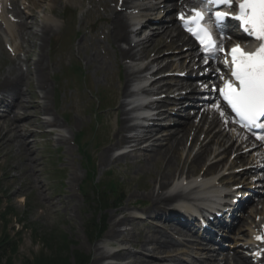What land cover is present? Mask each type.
I'll list each match as a JSON object with an SVG mask.
<instances>
[{"label":"rangeland","instance_id":"obj_1","mask_svg":"<svg viewBox=\"0 0 264 264\" xmlns=\"http://www.w3.org/2000/svg\"><path fill=\"white\" fill-rule=\"evenodd\" d=\"M61 6L59 5V8ZM92 19L96 23L97 31H99L104 26V23L96 22L95 15ZM62 34V30L59 27V32H57L53 40L46 43L44 56V63L49 66L46 73H48L47 83L51 88L49 99L50 116L58 122L60 128L55 129L52 136L37 133V131L45 133L46 127L40 130L35 129L36 132L32 134L33 138L28 137L27 139L29 143L33 141L29 149L30 156L28 157L18 156V147L14 140L12 143H6L4 147L0 148V212H6L5 227L3 222H0V241H2L4 235H7L12 241L16 242L15 250L10 252L14 264H25L27 260L33 261L34 257L39 258L41 250L45 252V256L54 258L55 261L57 259L55 257L56 254L58 257L65 256L71 264L74 262V254L81 251L89 257L87 264H93V250L95 247H104L107 251L104 238L107 233L109 218L113 217V215H116L117 219L121 218L118 215L119 213L113 214L114 210L132 215L139 207H143L135 206L136 203H145L147 205L148 203L144 200L143 195L153 185L155 174L159 171L167 173V170H163L159 163L157 165H151L150 163L138 165V163H134V167L130 169L126 167V163L123 161L112 165L110 168L115 171L116 180L122 187V203L117 207L110 204L109 209L96 214V222L100 223V225L102 224L105 229L101 239L104 242H91L85 231L86 222L93 218V212L91 214L90 209L91 205L86 204L80 192L72 194L68 185L72 169L78 172L77 176L78 180L80 178V182L85 178V172L80 165L78 151L73 144V137H76L81 131L84 132V140L89 147V152L95 149L96 139L92 140V134L90 133L95 123V117L97 115V121L105 120L107 123L111 120L110 112L112 111L107 109L100 112L98 101L104 97L100 107H105V105L107 107L108 100L115 98L114 89L123 85L125 73L123 68L118 66L119 57L116 53H113L114 49L103 38L106 34L101 35L98 33L100 35L99 40L103 44L100 49L106 50L105 56L107 57V59H104L103 70H97L93 65L86 67L84 58L92 53V49L87 48V53H80L79 58L76 60L85 74L84 85L79 89L72 90L65 81L61 80L59 84H56V76L73 61L68 53L69 50L60 52L64 50L62 48L64 43ZM2 70L3 68L0 66V71ZM111 121L115 123L118 118L115 117V121ZM21 127V130L24 128L25 130L28 129V132L31 130V127L26 125V121H23ZM21 133V135H24L23 132ZM60 136L65 137V142L58 144L56 141ZM67 139L69 140L68 143ZM93 158L96 162L97 174L95 183L97 185L106 182V180L105 177L101 179L102 169L98 167V155L94 153ZM26 161L29 165H32L31 170L36 171V174L31 177L29 175L23 176L24 173L30 171L29 167H19L20 164L23 165V162ZM56 171L58 173L57 177H61L60 180L56 179ZM185 171L187 172V164L177 172L175 169L173 171L175 176L171 179V182ZM39 176L44 178L49 184L51 183L52 187L48 193L49 197H53V201L50 204H46L47 198L41 199L30 184L34 179L37 180ZM91 185L93 186V184ZM29 187L32 189H29ZM59 196L61 199H59ZM66 197H70V200L64 202ZM109 199L113 200L112 196H109ZM262 199H264V196H262ZM51 204L54 205L51 206ZM126 227L129 232L134 231L136 235L141 231V224L138 222L133 225L128 224ZM49 231L53 233L56 239L59 238L53 242H64V238L59 237L64 234L67 236L66 240H70L71 244L64 247L60 252H57V248L49 251V249L43 247L40 241V236ZM8 251V249L5 251V256Z\"/></svg>","mask_w":264,"mask_h":264},{"label":"bare ground","instance_id":"obj_2","mask_svg":"<svg viewBox=\"0 0 264 264\" xmlns=\"http://www.w3.org/2000/svg\"><path fill=\"white\" fill-rule=\"evenodd\" d=\"M129 0H123L121 7H126L128 5ZM166 0L157 3L156 7L152 10L159 11L162 9V6H164V2ZM187 0H184V2ZM177 4V3H176ZM177 6V5H176ZM15 8L17 9L16 5ZM171 8H174V5L171 6ZM131 9V8H129ZM108 13H110L111 16V25L112 28L110 29V38L112 41V46H115L116 49L119 51V55L121 59L129 60L132 63L139 62L144 57H146L147 54H153L158 55L156 58H152L150 62L146 65L145 69H148L151 67V65L164 61L167 59V63L165 64V67L172 66L173 62L168 61V58H163L160 56V53L162 52V48L165 46L168 47H175V50H180L179 46L180 43H183L184 38H181L182 33H180L177 24L170 23L169 25L162 23V18H159L158 26H156L154 29L155 32H152L145 40H140L138 42H134V40H131L130 36L126 33V27L125 26V19L123 14L117 13L116 11L110 10L107 8ZM151 10V11H152ZM18 14V12H16ZM21 13V12H19ZM26 19V17H25ZM31 19L36 20L35 16H32ZM136 19V17L134 18ZM13 25L10 26L9 22L6 23V30L9 35L13 37L15 40L18 38V35L14 32L12 29ZM52 26L46 23V25L39 26V29L37 31H34L32 27H28V25L24 24V32L21 33L23 35H26L31 40V47L34 50L35 53V59L31 60L33 65V71H34V80L37 89L40 91L39 96L40 99L44 102L48 100L49 97V89L46 83V75L45 71L46 68L43 64V57H44V48L46 41L53 35ZM142 29H144V26L141 27L140 30L137 31L140 32ZM155 37V40H154ZM189 41V40H188ZM167 42L168 45H165ZM121 43L128 46V48H122ZM135 43V44H132ZM136 49V50H135ZM135 50V51H134ZM100 53L95 51L91 56H89V64L93 63L96 66V69H102L101 67V61H99ZM173 58H178L179 56H172ZM178 66V64H177ZM150 70V68L148 69ZM142 72L141 69L134 71L133 65L126 64L125 66V84L119 88L116 89L117 93L121 96L120 101L117 102L115 109L112 112V115H119V123L114 129L112 130V133L114 132V137H111L109 140V146L105 148L101 154H100V164L103 166H108L111 163L116 162L119 158L126 160L131 159V161L134 159L139 158H146V162L144 163H150L151 165H157L160 164L161 168L163 170H167V173L159 171L157 174H155L153 178V185L149 187V191L147 192L146 196L147 198L152 202V206L147 212V215L151 218H156L157 216H162L160 211H162L163 206L167 202H171L174 200L176 196L174 195H168L166 193V189L169 186L171 178L174 176L173 171L175 169H179L177 166V161L179 159V153L180 148L183 146L185 139L191 137V142L193 145H197L198 149L196 154L194 155L192 161L190 162L188 166L187 173L193 174L196 171H200V168L208 159H205L208 154H215L216 150L212 148V144L217 146L218 148H222V146L226 144V133L223 136L222 134H214L212 135L211 139L205 144V140L209 135H211V131H213L218 125H220V119L221 114L214 117L213 114L209 118L208 112L206 110L200 112V109L198 110L199 116H196L194 122L190 120V118H187L184 120L183 123L181 122H175V129L172 133L166 134L163 136V144L161 146H154L152 145L148 149H144L141 146L145 144L148 141H155V137L158 132L157 128V122H154L153 125H151L149 128H143L140 126L139 128L135 127L134 125H130L129 123L132 120L130 111L126 109L127 102L126 99L130 96V87L132 83L135 81V79L138 77V74ZM3 82L0 84V89L5 90L6 92H12L15 95H19L20 99H22L25 95V91L22 86L25 85L26 79L24 78V75L21 71H18L15 68H12L7 72V75L3 76L1 79ZM160 83L159 80H155L151 83V88L156 95H159L158 93H169L173 88L177 87L178 89H184L185 87H191L192 84L176 81L175 83L167 82V84L164 87L158 86ZM39 98V97H38ZM168 98H165L163 100H160V105L167 102ZM18 102V101H17ZM3 104V101L0 102V105ZM23 106L20 108L26 112L29 111L28 109H32V115L35 117V119L38 120V115L41 112H48L46 104H39L36 100H33L31 102L22 101ZM180 104V103H179ZM19 106V104H18ZM182 109L179 110V112ZM13 112V111H12ZM11 112V113H12ZM14 114V113H13ZM24 114V113H23ZM27 115H24L23 117L26 118ZM189 117V116H188ZM49 122V121H48ZM230 121H225L224 126L228 127L230 125ZM50 125H57L56 120H51L49 122ZM207 124V125H206ZM224 131V128H222ZM221 129V130H222ZM18 127L14 126L13 124H8L7 121H3L0 124V148L4 147L6 143H11V141L14 139H19L18 142L21 143L22 151L28 155L29 149L28 145L26 144L25 138H22L18 134ZM129 146L130 153L123 156H118L115 159H113L110 156V152L112 150H115L122 146ZM223 146V147H224ZM252 146H255L254 144ZM230 148H223V151L221 154H228L230 151ZM145 152H148L145 154ZM190 150H188V153ZM221 154H218L214 157V160L220 159L219 156ZM209 156V157H210ZM241 156H237L234 160H240ZM212 160V161H214ZM180 164V162L178 163ZM184 164V162H183ZM147 165V164H146ZM220 161L215 163H210L209 168L205 171L202 170L203 174L201 176V180L207 176V175H213L215 174L216 170L219 168ZM264 167V164H263ZM195 168H197L195 170ZM238 177L237 175L231 177V179H235ZM227 177L220 178V182L224 183L227 181ZM76 181V178L71 175L68 185L72 186V184ZM40 184V183H39ZM157 186V188L154 190V188ZM38 189L39 187L36 186ZM67 200H70V197H66L64 202ZM67 205V204H66ZM120 213L123 215L121 219H117L116 215H113V217L109 218L108 221V232H107V241L108 242H117L116 240L121 239L120 244L123 246L128 245L133 248H137L142 252H146L148 254H155L156 256H165L168 254V257L170 260L176 259V256L173 255V252L176 250L175 247L177 246L176 242L173 240L172 237L166 235L165 233L159 232L156 229L152 228V223L149 220H145L144 222V229L148 232L150 231L151 237H144L142 240H132L130 235L128 234L127 230L120 231L119 228L124 227L126 224L133 222V218L129 215H124V213L116 211L113 212V214ZM264 221V217L261 219ZM166 221H169V219H166ZM182 230V229H181ZM190 233L189 230L186 231H180L179 229L173 231V235H188ZM94 261L93 264H114V263H104L105 260H117L121 263L127 262L125 264H159V262L155 259H152L147 254H143L146 256L141 255L140 253H133L132 251L122 248L120 251L111 253V252H105L103 248L95 247L94 248ZM170 254V255H169ZM181 264V263H180ZM203 264H206L204 262ZM224 264H248L246 260H236V259H225Z\"/></svg>","mask_w":264,"mask_h":264},{"label":"snow or ice","instance_id":"obj_3","mask_svg":"<svg viewBox=\"0 0 264 264\" xmlns=\"http://www.w3.org/2000/svg\"><path fill=\"white\" fill-rule=\"evenodd\" d=\"M207 3L225 5L229 0H207ZM239 11L240 14L235 19L241 21V27L250 25L253 35L264 41V0H241ZM225 18L226 14L216 12L217 24L222 23ZM203 19L202 13L197 12L196 20L192 23ZM193 35L198 37L200 44L204 45L209 53L217 48L224 50L222 44L203 28ZM231 57V76L237 83L233 85L226 81L225 87L219 90L220 94L241 120L254 124L258 117L264 116V43H261L254 53H246L237 45L231 49Z\"/></svg>","mask_w":264,"mask_h":264},{"label":"trees","instance_id":"obj_4","mask_svg":"<svg viewBox=\"0 0 264 264\" xmlns=\"http://www.w3.org/2000/svg\"><path fill=\"white\" fill-rule=\"evenodd\" d=\"M2 259L0 258V264H2ZM77 264H84V260H76ZM5 264H11L10 260L7 261V263ZM51 264H69L68 262H66V260H64L63 258H57L56 261L52 262Z\"/></svg>","mask_w":264,"mask_h":264}]
</instances>
